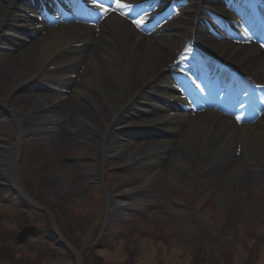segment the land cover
Wrapping results in <instances>:
<instances>
[{
  "label": "bare ground",
  "instance_id": "obj_1",
  "mask_svg": "<svg viewBox=\"0 0 264 264\" xmlns=\"http://www.w3.org/2000/svg\"><path fill=\"white\" fill-rule=\"evenodd\" d=\"M100 1L41 0L39 14L25 0H0V42L4 38L7 47L17 48L29 31L39 34L37 39L18 48L16 59L22 74L12 71L11 88L50 66L56 71L55 86L63 87L54 99L47 94L26 95L33 109L47 110L39 117L41 122L53 118L56 121V142L63 146L64 142L59 141L64 138L63 132L68 131L70 142L79 138L91 145L95 142L102 160L122 159L137 165L142 173L132 182L133 189L159 175L175 182L180 175L175 174L176 166H171L173 160L188 167L187 172L211 164L226 179L246 175L251 178L250 172L263 170L264 49L257 44L258 35L242 37L235 27H228L222 20L200 25L208 20L209 13L219 11L230 0H146L148 6L153 1L151 6L161 12L159 19L166 21L160 30V20L155 22L151 17L137 28L121 15L131 8L117 9L114 0H110L111 6L104 12L98 6ZM26 7H32V14H27ZM94 9L99 17L92 15ZM177 10L186 12L191 19L186 23V34L190 35L192 25L196 26L194 41L176 37L173 12ZM243 11H248L243 15L245 22L258 13L264 14V0H252ZM212 32L219 40L203 34ZM199 46L208 51L202 52ZM246 78L262 80L257 83L263 85L255 91L257 100L250 107L229 103L232 91L221 89L218 96L225 103L210 108L217 87L225 84L241 88L247 83ZM0 102L6 107L3 97ZM62 108L69 114L64 112L67 118L60 120L57 111ZM98 118L104 124L99 125ZM80 121L95 127L98 133L86 132L84 136ZM23 127L21 134L25 136L28 128ZM144 128L183 132V148L192 155L190 163L174 154L167 165L158 164L153 151L165 148L158 139H152L153 144L147 140L140 150L125 145L123 132ZM0 144L3 180L7 173L12 174L15 151L12 141ZM236 146L241 148L238 153ZM231 150L234 154L222 159ZM100 171L93 169L98 180Z\"/></svg>",
  "mask_w": 264,
  "mask_h": 264
},
{
  "label": "rangeland",
  "instance_id": "obj_2",
  "mask_svg": "<svg viewBox=\"0 0 264 264\" xmlns=\"http://www.w3.org/2000/svg\"><path fill=\"white\" fill-rule=\"evenodd\" d=\"M28 3L33 4V0ZM101 3L110 5L108 0ZM138 9L131 8L126 18L142 19L145 10ZM220 15L235 20L226 9ZM177 16L180 18L173 24L176 37L189 39L186 23L190 17L186 12ZM38 37V33L29 31L20 45L15 44L17 48L7 47L4 38L0 42V97L6 104L0 102V142H19L13 187L9 177L0 180V264H76L74 254H61L52 243L53 228L39 207L50 211L59 235L71 247L79 250L91 244L86 254L81 252V264H189L194 258L203 259V264L206 259H211V264H264V169L250 172L252 179L248 175L226 179L211 164L187 172L188 167L173 160L171 166L175 165L178 172L173 170L180 175L175 182L159 175L133 189L132 182L142 173L137 165L122 159L102 160L95 142L91 145L80 138L70 142L68 131L58 139L64 142L60 146L54 118L39 120L47 110L33 109L26 95L56 98L63 87L55 86L53 66L11 88L12 71L22 74L16 59L18 48ZM194 37L196 34L191 39ZM57 112L60 120L69 114L63 108ZM80 122L84 136L86 132L98 133L95 127ZM97 123L102 125L104 121L98 118ZM23 126L28 128L25 136L21 134ZM122 134L126 146L139 150L147 140L151 144L152 139L160 140L165 148L153 151L160 165H167L174 154L188 163L192 159L183 148V132L178 129L164 133L144 128ZM236 150L238 153L240 146ZM233 154L234 150L228 151L222 159ZM94 168L101 169L99 180ZM28 225L40 233L17 242L15 235Z\"/></svg>",
  "mask_w": 264,
  "mask_h": 264
},
{
  "label": "water",
  "instance_id": "obj_3",
  "mask_svg": "<svg viewBox=\"0 0 264 264\" xmlns=\"http://www.w3.org/2000/svg\"><path fill=\"white\" fill-rule=\"evenodd\" d=\"M13 157L15 158V160L13 161V169H17V153L13 154ZM5 176L9 177L10 178V182L12 184V187H13V181H12V174L11 173H7ZM3 176V180H7L6 177ZM1 178V177H0ZM14 189H16L17 191H19V193L21 195H23L26 199H28L29 201H31L32 203L38 205L34 200L30 199L22 190L18 189V187H15ZM39 206V205H38ZM45 214H47L49 220L51 221L53 227H54V235H55V238L54 240H52V243L55 245V246H62L64 247L65 249H69L71 251H73L76 255V264H81V257H80V253L81 251L79 250H76L74 249L73 247H71L69 244H67L62 238L61 236L59 235V232L58 230L55 228V225H54V221L52 219V216H51V213L50 211L48 210H45L43 208H40ZM36 233V227L35 226H32V225H28V226H24L20 229V231L16 234V240L18 242H23L25 241L29 235H35ZM87 246H90V245H87Z\"/></svg>",
  "mask_w": 264,
  "mask_h": 264
},
{
  "label": "snow or ice",
  "instance_id": "obj_4",
  "mask_svg": "<svg viewBox=\"0 0 264 264\" xmlns=\"http://www.w3.org/2000/svg\"><path fill=\"white\" fill-rule=\"evenodd\" d=\"M95 2V0H94ZM115 2V5H116V8L117 9H125V8H131L132 5L130 4H127V3H122L121 0H114ZM101 9H103L104 12H107L108 11V8L104 7V5L101 3L98 5ZM121 15H125L124 12H121ZM132 23L137 27V28H140L143 24H144V21L142 19H134L132 21ZM183 59V57H182ZM240 117H237V120H239Z\"/></svg>",
  "mask_w": 264,
  "mask_h": 264
},
{
  "label": "trees",
  "instance_id": "obj_5",
  "mask_svg": "<svg viewBox=\"0 0 264 264\" xmlns=\"http://www.w3.org/2000/svg\"><path fill=\"white\" fill-rule=\"evenodd\" d=\"M56 249L58 250L59 253L63 254H73L70 250L64 249L63 247H56ZM89 249V248H88ZM88 249H85V251H83V255L86 254V252H88ZM70 255V256H71ZM204 260L203 259H198V258H194L193 261H191L189 264H203ZM213 261L211 259H206L204 264H211ZM95 264H110V263H101V262H96Z\"/></svg>",
  "mask_w": 264,
  "mask_h": 264
}]
</instances>
